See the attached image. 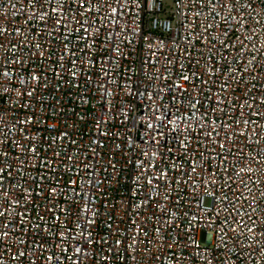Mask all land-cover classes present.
<instances>
[{"label": "built area", "instance_id": "built-area-1", "mask_svg": "<svg viewBox=\"0 0 264 264\" xmlns=\"http://www.w3.org/2000/svg\"><path fill=\"white\" fill-rule=\"evenodd\" d=\"M0 264H264V0H0Z\"/></svg>", "mask_w": 264, "mask_h": 264}, {"label": "rangeland", "instance_id": "rangeland-1", "mask_svg": "<svg viewBox=\"0 0 264 264\" xmlns=\"http://www.w3.org/2000/svg\"><path fill=\"white\" fill-rule=\"evenodd\" d=\"M206 204H209V201L208 200L206 201Z\"/></svg>", "mask_w": 264, "mask_h": 264}]
</instances>
